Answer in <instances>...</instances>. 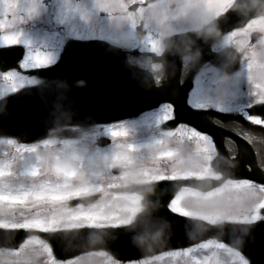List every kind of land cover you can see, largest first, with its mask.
I'll list each match as a JSON object with an SVG mask.
<instances>
[{
	"label": "snow or ice",
	"instance_id": "1",
	"mask_svg": "<svg viewBox=\"0 0 264 264\" xmlns=\"http://www.w3.org/2000/svg\"><path fill=\"white\" fill-rule=\"evenodd\" d=\"M92 2L93 8L89 10L65 0L61 22L72 17L70 13L73 11L79 12L85 21H89L93 14H107L109 24L93 26L87 31L74 28L69 36L76 39L86 36L105 42L110 51L139 52L141 60L135 61L129 56L124 61L126 69L136 63L148 67L150 60L145 61L143 53L147 51L155 56L163 51L162 38L167 33L161 28L165 25L176 33V48L183 51L191 46L202 53L197 43L201 39L197 30H222V22H228L227 13L234 8L233 0ZM40 10L41 0H0V46L24 44L27 49L15 67L5 66L0 54V115L8 113L6 94L17 93L25 86L34 87L43 99L49 81L42 78L41 72L60 59L66 41L57 40L53 47L44 49L33 47V41L25 37L22 26ZM243 14L246 22L228 31L223 30L221 39L213 45V50L222 51L226 46L233 47L242 61L241 71L228 69L227 65L233 60L223 56L222 51L216 53L219 67H215L203 65L202 54L198 58L192 55L182 57L175 48L172 50L180 54L184 72L194 65H202L205 73L211 68L210 98L199 101L189 94L187 103L192 109H207L213 99L223 100L230 86L239 84L242 76H246L252 104H264V16H257L254 10ZM138 26L154 29L155 35L149 31L142 40L138 39L135 32ZM29 70H34L35 74ZM132 75L135 78L136 73ZM152 83L148 78L142 81L149 87ZM58 87L67 89L69 86L60 82ZM215 107L223 110L221 103H216ZM176 117V105L165 102L157 123ZM247 118L264 125V117L249 115ZM48 121L53 125L51 134L38 142L21 143L16 138H0V144L8 146V150L0 155V228L10 233L24 229L60 234L95 229L89 242L103 246V242L96 241L102 237L105 240L117 229L129 231L137 224L146 226L149 219L156 220L158 212L151 217L149 213L163 205L159 200L149 205L144 193L156 191L159 182L170 180L175 184L172 188L160 189V194L174 191L167 203L172 212L206 222L201 228L209 227L214 232L221 231L219 226L225 223L236 224L239 236L231 244L220 239H205L191 247L162 252L160 256L147 255L143 259L127 261V264H154L164 256L183 257L185 264H250L243 248L253 226L264 220V184L247 178H229L216 170L212 162L218 153L215 142L207 133L181 121L144 146L122 140L101 149L93 141L104 134L113 139L128 137L130 129L125 122L98 124L92 115L77 119V110L60 102L42 122L47 124ZM73 124L78 126L72 128ZM61 132H74L78 138L59 139ZM177 135L194 142L195 150L189 152L182 147L166 146L165 138ZM25 154H33L34 160L18 168L17 162L24 159ZM114 170H118V174H113ZM189 181L207 185L208 190L190 187ZM213 183L215 186H211ZM241 190L246 194H240ZM74 200L77 202L73 203ZM202 249L209 250L211 255L201 256L199 250ZM0 264H125V261L104 250L61 260L54 255L47 239L29 234L18 247H0Z\"/></svg>",
	"mask_w": 264,
	"mask_h": 264
},
{
	"label": "water",
	"instance_id": "2",
	"mask_svg": "<svg viewBox=\"0 0 264 264\" xmlns=\"http://www.w3.org/2000/svg\"><path fill=\"white\" fill-rule=\"evenodd\" d=\"M228 22H222V30L228 31L232 27L240 26L245 21V15L236 10L227 13ZM250 18V17H249ZM197 43L204 52L203 64L213 56L217 63V52H213V40L198 39ZM109 45L99 40H72L65 47V52L58 62L50 68L42 70V78L49 81L45 97L26 87L17 93L9 94L7 115H0V135L14 136L22 142H32L43 137L52 127V122L43 123L57 102L71 106L77 110V119H84L89 115L96 118V122L110 123L127 118H132L145 111L157 108L162 102L170 101L176 105L177 117L166 123V127L173 128L181 121L192 124L198 130L210 134L218 148V156L214 167L229 178H247L257 183L264 184V169L260 166L254 141L243 134L233 131L217 122L209 120L214 117L219 120L236 119V115L221 112L215 109L195 110L187 103V90L196 72L202 65H194L188 78V88L182 92L177 91L183 73V65L178 52L169 51L165 54L166 66L169 71L174 70L173 78L167 89L156 88L142 84L144 78L152 79L149 72L136 66L124 68L126 61L124 50H109ZM228 50L234 51L230 48ZM221 52V51H220ZM25 53L22 46L14 45L0 47V54L5 66L15 67L17 61ZM237 54L232 64L227 65L233 72L237 69ZM35 74L34 70H31ZM136 76L133 78L132 73ZM86 84L80 86L79 80ZM60 82L68 84L67 89L58 87ZM264 114V104L256 105L249 109L250 113L261 111ZM238 120L241 121L240 118ZM75 125V124H73ZM78 126V125H77ZM231 139L237 145L234 153L225 148L226 139ZM108 143L102 139L101 144ZM229 152V153H228ZM174 181H161L156 191L150 196V202L159 200L163 205L159 209H152L149 216L158 212L156 220L149 219L146 226H159L162 221L166 228L165 242L155 246L151 251L141 250L131 241L132 233L117 229L110 237L105 239L104 245L90 244V236L95 229L70 230L65 233H43L19 229L10 233L0 228V247H18L29 234H37L50 239L53 251L59 259H69L73 256L94 249H104L116 255L120 260L142 258L147 255L161 253L175 248H185L199 243L205 239L217 237L231 244L239 236L238 225L225 223L219 226L222 230L214 232L209 227L201 228L206 222L196 221L172 212L167 203L173 197L174 191H167L162 196L160 189L172 188ZM188 186L200 187L207 190V185H200L198 181H189ZM211 186H215L213 183ZM77 201H73L76 203ZM243 253L249 258L250 264H264V220L253 226L252 231L245 238Z\"/></svg>",
	"mask_w": 264,
	"mask_h": 264
},
{
	"label": "rangeland",
	"instance_id": "3",
	"mask_svg": "<svg viewBox=\"0 0 264 264\" xmlns=\"http://www.w3.org/2000/svg\"><path fill=\"white\" fill-rule=\"evenodd\" d=\"M71 2L73 5L80 4L82 7L87 8L89 10L93 8L92 0H71ZM64 7H65V0H41V10L39 14L31 18L28 22H26L22 26L25 32V37L33 41V47H41L44 49H48V48L53 47L57 40H63V41H66L67 43V41L70 38L69 33L74 28L80 31H87L90 27L107 25L111 22L109 18L106 16L107 14H102V15L93 14V16L90 18L89 21H85L83 20L82 17L79 16L80 13L77 11L71 12L70 15L72 17H69L65 19L63 22H61L60 16H61V11ZM113 15H118V13H114ZM149 31H152L153 35H155L154 29H144L142 26H138L137 29L135 30V32L139 34L140 40H142L146 35H148ZM253 35L254 37L256 36L255 33ZM82 39H89V38L85 36ZM65 44H63V50H64ZM62 52L60 53V57L62 55ZM241 64H242V61H241ZM204 65L213 66L212 64H209V63H206ZM242 68H243V65H242ZM210 75H211V68H209V71L205 73L203 71V66L199 69V71L195 75L193 79V86L189 91V94L193 95L194 100H199V101L209 100L210 93L208 89V83H209ZM25 87H28V86H25ZM194 89H196L195 92L193 91ZM212 101L215 104L221 103L223 105V110H234V111L244 112L246 110V107L252 104V96H251V92H250V88H249L246 76H242L240 78L239 84L230 86L229 91L223 100L217 101L213 99ZM214 103H213V106H215ZM161 111L162 109H158V110L145 113L141 117H138V118L123 120V122H125V124L130 129L128 137H116L113 139V138L108 137L107 134H104L101 137L110 138L111 139L110 144L106 146L99 145V139L101 137H98L95 141H93V144L96 147L103 149V148L111 147L112 144L115 142H120L124 140L129 143H136L137 145L144 146L148 144L149 142L160 138V136L163 133V131L162 132L159 131V127L162 123H157V120L159 119ZM72 128H75V127H72ZM72 133L74 134V132ZM50 134H51V131L48 133V135L45 138H48ZM6 137H11V136H0V138H6ZM11 138H15V137H11ZM58 138L67 139L65 138V136L62 135V133L59 134ZM77 138H78V134H76V138L74 139H77ZM39 140L35 142H38ZM18 141L21 142L19 139ZM35 142H32V143H35ZM165 144L166 146L182 147L184 150L189 151V152L195 150L194 142L188 141L180 137L179 135L172 137V138L166 137ZM7 150H8V146L0 144V155H2ZM32 160H34L33 154H25L24 159L17 162V167L23 168L27 163L32 162ZM113 174H118V173L113 172ZM240 194H246V193L244 192V190H241ZM233 195H236V193H233ZM43 238L47 239L48 242L51 244L50 239L46 237H43ZM209 239H220V238L212 237ZM99 251L101 250L92 251V252H99ZM169 251H173V250H169ZM83 254H80V255H83ZM199 254L201 256L211 255L210 251L207 249L199 250ZM160 255L161 254L157 256H160ZM125 264H127V262H125ZM154 264H185V258L164 256L161 259L156 260Z\"/></svg>",
	"mask_w": 264,
	"mask_h": 264
},
{
	"label": "clouds",
	"instance_id": "4",
	"mask_svg": "<svg viewBox=\"0 0 264 264\" xmlns=\"http://www.w3.org/2000/svg\"><path fill=\"white\" fill-rule=\"evenodd\" d=\"M234 8L232 10H236L238 12L247 13L250 11H255L257 16H264V0H233ZM162 31L167 33L162 38V46L163 51L158 53L155 56L152 57H144L145 61L150 60V63L148 64V68L150 72L152 73V82L159 86L162 84L163 80L167 77V66H166V60H165V53L172 51L174 48L176 51L180 52L181 56L184 55H192L195 58H198L200 54V50L198 48H192L189 46L185 50L181 51L180 49L176 48V33L171 30V28L167 25L163 26L161 28ZM197 36L205 39V40H213L218 41L222 37V31L219 28H216L212 31L208 30H197ZM136 37L139 39L140 36L138 33H136ZM195 43V41H193ZM118 46H125V45H118ZM236 51H231L228 49H223L222 55L225 57H228L231 60L235 59ZM134 59L135 61H140L141 57H134L129 58ZM141 66H143L140 63H136ZM227 74V73H225ZM77 84L80 86H83L86 84V81L81 79L77 81ZM154 193V191H148L144 193L145 199L150 202V196ZM164 224H170L169 221H162L159 226H141L140 224H137L136 227H132L129 229V231L132 233L131 235V241L132 243L140 248L142 251L147 250L151 251L155 246L162 244L165 242V236H166V228L164 227ZM97 243H104L105 240L102 237L101 240L96 241Z\"/></svg>",
	"mask_w": 264,
	"mask_h": 264
},
{
	"label": "bare ground",
	"instance_id": "5",
	"mask_svg": "<svg viewBox=\"0 0 264 264\" xmlns=\"http://www.w3.org/2000/svg\"><path fill=\"white\" fill-rule=\"evenodd\" d=\"M188 72L189 70L183 73L181 83L179 84L177 91L182 90V92H184L188 88V82H187ZM173 74H174L173 69L167 72L168 78L166 79L165 84L160 85L161 88L165 87L166 84L172 80ZM209 120L217 122L233 131L243 134L244 136H247L250 140L254 141V143H256V150H257L258 158L260 160V166L264 165V132L262 130H258L257 125L250 123L246 120L240 121L235 118L228 120H219L214 117H209ZM224 142H225L224 144L226 150L234 153L233 151L237 149V145L234 143V141L227 138L226 140H224ZM262 168L264 169V166H262Z\"/></svg>",
	"mask_w": 264,
	"mask_h": 264
}]
</instances>
